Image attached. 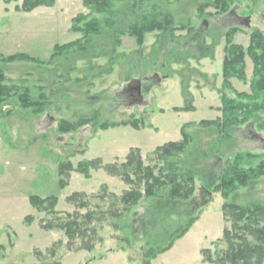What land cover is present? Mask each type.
<instances>
[{"label":"rangeland","instance_id":"obj_1","mask_svg":"<svg viewBox=\"0 0 264 264\" xmlns=\"http://www.w3.org/2000/svg\"><path fill=\"white\" fill-rule=\"evenodd\" d=\"M22 1L5 5L0 0V58L24 54L39 64L0 62L6 85L16 87L0 105V264H142L146 249L166 246L169 236L197 216L188 235L151 264H203L200 251L213 253L214 243L231 228L228 213L222 212L224 204L264 206V179L227 200L214 192L236 156H242L244 170L261 161L245 155L264 157V132L257 128L261 117L225 134L199 125L221 117L226 33L237 28L233 44L244 50L253 31L264 35V0H229L224 15L213 8L200 9L207 0H137L135 13L127 8L133 1L115 3L112 30L103 26L100 37L84 44L87 52L71 51L52 61L55 46L81 39L71 32L72 21L89 11L80 0H55L50 9L16 12ZM143 16L160 22L171 16L173 33L146 34L142 46L121 35ZM244 62L246 84L236 79L229 83L232 91L250 95L252 64L247 56ZM183 87L191 96L193 112L173 110L185 104ZM24 93L44 107L42 113L22 108ZM224 94L234 97L231 91ZM82 119L91 122L66 134L58 131L61 122ZM123 122H136L138 129H99L104 123ZM185 124L191 142L173 161L193 177V195L185 202H169L168 190H163L114 216L124 208L120 202L124 193L136 187L111 176L105 167L120 171L132 149L139 151L144 166H160L152 156L154 150L180 141ZM96 160L100 163L88 171V179L72 171L66 187L59 188V164L69 163L75 169ZM139 191L143 194L142 186ZM74 194L81 197L69 202ZM31 196L55 197L56 215L34 210L28 202ZM80 203L86 206L81 208ZM87 212L94 220L83 226L88 233L71 248L61 230H42L48 222L68 221L65 215H77L81 222ZM26 217L30 219L24 222ZM82 240L93 247L91 252L77 249Z\"/></svg>","mask_w":264,"mask_h":264},{"label":"trees","instance_id":"obj_2","mask_svg":"<svg viewBox=\"0 0 264 264\" xmlns=\"http://www.w3.org/2000/svg\"><path fill=\"white\" fill-rule=\"evenodd\" d=\"M19 0H2L5 5L17 3ZM83 6L88 9L89 14L86 16L79 15L72 21L71 32L80 34L81 39L62 45L55 46L54 54L50 61L54 60L57 56H61L68 52L76 50L87 52L85 45H91V39L98 38L102 35V28L106 26L108 30H112L111 17L116 15L114 4L127 3L128 9L135 13L137 9V0H80ZM136 1V2H135ZM257 1V0H252ZM55 0H23L20 6L15 7L16 12L31 13L37 8L45 7L52 8ZM230 6L229 0H207L206 3L200 7L213 8L217 14L224 15L228 12ZM129 11V12H130ZM94 16V17H93ZM97 16L103 17L101 20ZM110 16V17H108ZM173 20L171 16H167L162 22L155 18L143 16L139 23L131 25L127 31L121 33L130 38L135 39L138 46H142L144 35L153 32L165 33L170 31L173 33L172 28ZM237 28L230 29L225 35L224 57L221 64V77H222V92L220 94L221 108L220 119L215 121H202L199 123L203 127H214L219 132L224 134L231 128L243 126L256 116L261 117V121L257 125L260 131L264 132V35L259 31H253L250 34L249 45L246 50L233 44V36L238 32ZM91 41V42H90ZM119 44V41H116ZM250 59L252 64V79L249 83L250 95L245 93H237L232 91L229 81L236 79L243 84H246L247 78L245 74V57ZM2 63L14 62H27L39 64L36 59L30 58L24 54H15L7 58H0ZM16 87L7 86L6 78L0 71V105L15 93ZM231 91L234 94L233 98H229L224 94V91ZM182 96L184 99V106L180 109H173L175 111L193 112L191 105V96L186 88H182ZM23 109H32L36 114L43 112L44 107L39 103H33L29 100L27 93L20 98ZM90 119H82L77 123L61 122L58 126L60 133L66 134L73 132L83 126L88 125ZM131 126L138 129L136 122H123L117 125L102 124L100 130H108L109 128ZM189 124L181 127L180 136L181 140L175 143H167L158 147L153 152V158L161 164L160 166H144L140 159L139 151L132 149L128 152L125 163L120 166V171L116 167H105V171L111 176H119L126 184L134 185L135 190L124 193L120 202L124 206L122 210L113 213L114 216H121L127 213L128 207L136 206L142 198L154 199L158 192L168 190L169 202L187 201L194 192L193 177L186 172H182L178 168V163L173 159L182 156L188 148L191 138L186 132ZM244 157L250 160L260 159V163L255 168L244 170L240 167L242 156L238 155L234 158L231 167L223 172L220 177L219 184L214 187V192L220 193L224 200L235 191L246 188L249 184L254 183L260 179H264V157L259 155L247 154ZM99 160L84 162L77 165L75 169L69 164H59L58 176L61 180L58 183L59 188L66 187V180L69 173L75 171L82 174L88 179V171L96 169ZM133 178L134 180H132ZM140 186L143 187V194L139 191ZM81 195L74 194L68 201L71 202ZM30 206L37 212H45L49 216L56 215L54 209L57 204L55 197L40 198L38 196H31L28 198ZM86 205L80 203V207L84 208ZM224 216L227 215L231 220L230 230H224L221 240L216 241L217 249L212 253L210 250L204 249L200 251L201 262L203 264H264V206L260 204H251L248 206H238L235 204L226 203L222 206ZM68 221H58V224L53 225L48 222L42 226L44 231H53L55 229L61 230L66 239L68 248L72 247L75 240L86 236L88 230L82 229L84 225H89L93 222L94 216L92 213L87 212L82 216L81 222L77 215H65ZM30 218H25L27 222ZM198 221V216L189 219L183 226V229L177 230L174 234L169 236V242L166 246L161 248L146 249L143 255L142 264H151L159 255L165 254L170 251L174 243L182 239L191 229V227ZM223 243V248H218ZM78 250H86L91 252L93 247L89 243L81 241V246ZM50 255L53 250L49 251Z\"/></svg>","mask_w":264,"mask_h":264},{"label":"crops","instance_id":"obj_3","mask_svg":"<svg viewBox=\"0 0 264 264\" xmlns=\"http://www.w3.org/2000/svg\"><path fill=\"white\" fill-rule=\"evenodd\" d=\"M37 9H38V8H37ZM48 9H50V8H48ZM34 11H35V10H34ZM34 11H33V12H34ZM31 13H32V12H31ZM46 27H47V26H46ZM194 225H195V224H194ZM190 230H191V229H190ZM190 230H189V231H190ZM188 233H189V232H188ZM188 233H187L186 235H188ZM186 235H185V236H186ZM185 236H184V237H185ZM184 237H183V238H184ZM175 243H176V242H175ZM11 245H12V244H11ZM173 247H174V246H173Z\"/></svg>","mask_w":264,"mask_h":264}]
</instances>
